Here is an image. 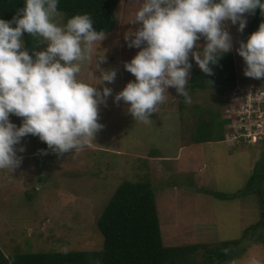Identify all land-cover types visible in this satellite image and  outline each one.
I'll use <instances>...</instances> for the list:
<instances>
[{"label": "rangeland", "instance_id": "rangeland-1", "mask_svg": "<svg viewBox=\"0 0 264 264\" xmlns=\"http://www.w3.org/2000/svg\"><path fill=\"white\" fill-rule=\"evenodd\" d=\"M139 6V0H120L114 29L100 46L99 42L94 46L91 62L82 64L78 74L87 83H98L90 64L94 69L96 60L103 55L106 61L101 67L117 72L114 82L98 85L110 87L113 92L107 98V106L100 105L99 122L104 128L93 143L62 156L50 150L41 155L38 150L46 149V143L29 134L21 141L26 151L18 153L23 156L20 167L12 173L2 171L0 249L4 255L101 250L103 239L96 228L97 219L117 186L124 181L139 182L145 171L154 192L164 246L238 240L247 228L260 221L261 198L256 194L241 196L239 192L255 163L263 158L264 144H240L239 127L231 124L235 116L226 108L221 116L231 122L222 142L193 143V121L181 119V115H191L194 106L212 107L208 105L213 101L211 91L194 92L191 103H185L181 113L177 109V92L169 87V95L165 93V101L150 115L148 123L134 120L123 101L113 102L115 94L135 79L124 69V62L130 61L139 49L129 48L124 37L138 26L131 22ZM245 15L247 25L243 32L237 31L238 24L225 25L233 37L230 52L237 77L235 88L239 90L249 85L264 87V77L256 79L243 74L245 62L235 51L239 42L248 38L247 27L253 13ZM53 21L64 25L61 13L57 12ZM37 38L35 50L46 48L42 38ZM197 43L203 45L205 41L201 38ZM191 62L192 68H198L194 60ZM94 75L99 76V72ZM10 120L19 126L22 118L10 115ZM143 163H147V168L141 170ZM210 191L238 196L222 200L214 198ZM201 259L199 253L197 261ZM252 259L264 264V217L262 226L252 231L241 254L222 264H250Z\"/></svg>", "mask_w": 264, "mask_h": 264}, {"label": "clouds", "instance_id": "clouds-1", "mask_svg": "<svg viewBox=\"0 0 264 264\" xmlns=\"http://www.w3.org/2000/svg\"><path fill=\"white\" fill-rule=\"evenodd\" d=\"M58 3L24 0L25 6L11 20L0 18V170L12 173L20 167L23 156L18 153L26 151L21 141L29 134L46 143V149L38 150L41 155L50 150L62 156L90 145L104 128L100 105L107 106L113 89L98 85L114 82L117 72L101 67L103 55L94 69L90 64L98 83H87L78 74L106 33L94 28L87 13L72 16L62 26L55 23ZM139 5L131 22L138 26L124 37L129 48L139 49L124 62L135 79L115 94L113 102L123 101L134 120L145 123L165 101L169 87L191 103V60L202 73L213 75L212 66L233 50L227 22L238 24L237 31L243 32L246 13L259 8L264 15V0H139ZM23 33L42 38L46 48H33L30 54ZM201 38L203 45L197 43ZM235 51L245 62L246 77H264V22ZM10 115L22 118L19 126ZM250 264L259 261L252 259Z\"/></svg>", "mask_w": 264, "mask_h": 264}, {"label": "trees", "instance_id": "trees-1", "mask_svg": "<svg viewBox=\"0 0 264 264\" xmlns=\"http://www.w3.org/2000/svg\"><path fill=\"white\" fill-rule=\"evenodd\" d=\"M120 0H59L57 12L63 15L64 24L76 14H89L93 26L98 31L110 33L116 24V9ZM25 6L24 0H0V18L11 20L17 10ZM264 22V15L257 8L247 27L248 36ZM13 27L15 25H12ZM37 37L24 33L25 46L32 54ZM213 75H206L198 68L191 69L189 93L212 92V107L194 106L191 115H181L182 121L190 118L193 129L190 130L191 141L196 144L222 142L224 133L231 120L224 119L221 111L234 105L232 91L235 89L236 73L232 52L225 53ZM210 82V83H209ZM177 109L182 113L184 98L177 94ZM214 105V106H213ZM214 107V108H213ZM242 139L238 142L242 143ZM261 144H264L262 142ZM235 147V146H233ZM232 147V148H233ZM151 154H153L151 152ZM157 155V154H153ZM150 155L149 157H152ZM147 168V163L140 166ZM264 145L263 158L258 160L241 196L258 195L262 200L261 219L247 228L242 237L234 241L218 244L196 243L185 246H164L161 238L159 219L155 205L154 192L149 174L145 171L139 182L124 181L115 189L108 204L96 221V228L102 236L103 246L99 251H62L35 252L4 255L0 249V264H222L233 261L241 254L242 248L255 231L263 224L264 217ZM214 198L235 199L220 192H209ZM200 253L201 261H197Z\"/></svg>", "mask_w": 264, "mask_h": 264}, {"label": "built area", "instance_id": "built-area-1", "mask_svg": "<svg viewBox=\"0 0 264 264\" xmlns=\"http://www.w3.org/2000/svg\"><path fill=\"white\" fill-rule=\"evenodd\" d=\"M232 96L234 105L226 108V112L235 116L231 124L239 127V138L251 145L264 142V89L249 85L245 89L236 88Z\"/></svg>", "mask_w": 264, "mask_h": 264}, {"label": "crops", "instance_id": "crops-1", "mask_svg": "<svg viewBox=\"0 0 264 264\" xmlns=\"http://www.w3.org/2000/svg\"><path fill=\"white\" fill-rule=\"evenodd\" d=\"M2 171H3V170H0V175H1Z\"/></svg>", "mask_w": 264, "mask_h": 264}]
</instances>
